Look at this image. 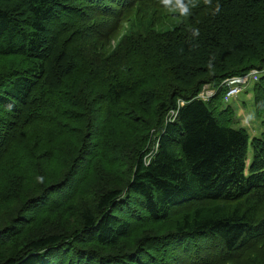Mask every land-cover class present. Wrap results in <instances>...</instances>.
Instances as JSON below:
<instances>
[{
	"label": "trees",
	"instance_id": "trees-1",
	"mask_svg": "<svg viewBox=\"0 0 264 264\" xmlns=\"http://www.w3.org/2000/svg\"><path fill=\"white\" fill-rule=\"evenodd\" d=\"M192 1L139 0L151 22L106 48L105 0H0V65L19 63L0 75V264H215L264 239V137L199 98L264 68V0ZM71 6L88 18L61 29Z\"/></svg>",
	"mask_w": 264,
	"mask_h": 264
},
{
	"label": "rangeland",
	"instance_id": "rangeland-1",
	"mask_svg": "<svg viewBox=\"0 0 264 264\" xmlns=\"http://www.w3.org/2000/svg\"><path fill=\"white\" fill-rule=\"evenodd\" d=\"M107 4H109L111 7H106V9L111 10V14L108 15L107 11H102V9H98L97 6H95V11L92 15V23L90 24V28L88 29L89 32H93L98 36L99 34H102L101 39L103 42L101 45L106 46L108 45L109 41L111 43L106 46V48H109L111 45H116L120 35L124 32L126 29V24L131 21L132 19H139L147 22H151V13L152 9H149L145 11L140 8L138 2L139 0H124L126 3V7L123 9V7L120 5H114L111 4L110 0H105ZM116 1V0H113ZM112 1V2H113ZM166 3V2H165ZM177 4H183L184 7L188 5V3L192 4L194 1L192 0H176ZM164 5V4H163ZM162 5V6H163ZM133 10V13L128 17L124 19L125 22L120 24L118 23V19L123 17L126 13L131 12ZM66 11V22L63 23L61 19L55 20L54 24L58 25L61 29H64L68 24L78 22L83 20L84 18H88V13L84 11V9H81L78 6H71L67 7L65 9ZM118 12L121 13L120 16H118ZM161 13L157 14V20L160 19ZM118 38V39H117ZM62 50V49H61ZM63 51V50H62ZM16 60V61H15ZM11 59L10 58H4L2 59V65H0V75L5 72V70L11 68L12 66H16L18 63L17 59ZM242 76H249V81L246 83V85H240L236 88H241V93L238 94L235 97L230 98L229 91L230 87L228 86L227 80L232 79L233 77H230L226 79L222 85L215 87L206 85L202 92L200 93V96L205 102H213L216 103V100H218V107L222 113L227 114H233L234 116V122L235 125L245 128L248 134L250 135V140L254 139L255 137H264V107L263 111L259 112L258 108H256L255 105V99H256V93L257 91L261 92V90H264V68L261 69H253L250 72L242 75ZM237 77V76H234ZM223 89L227 90V93L221 94V91ZM179 103H182V101H179ZM257 109V110H256ZM261 113V114H259ZM171 120V111L165 116V124ZM120 130L114 129L112 126L108 125H102L99 124V127L96 129V137H103V136H109L111 140L113 139L114 135L119 133ZM154 134V130L151 132V137ZM253 158V150L250 147L248 150V162L251 161ZM106 169L108 168V164L105 162L103 163ZM110 172L116 175L117 178H120L123 174L119 170H113L109 169ZM102 172L93 170L92 177H89L88 180L90 183H97V180H95L93 177L98 178L99 180H103V176L101 175ZM90 175V176H91ZM83 181H80L82 183ZM127 208V207H125ZM124 208V209H125ZM264 212V210H263ZM202 254L201 253H195L190 255L189 252H185L182 259H178V264H194L193 261L197 259H201ZM264 259V239L259 242H253L249 247L246 249L240 251V254L237 256H226V261L217 260L215 264H252L253 262L255 264H260V261ZM169 260V257L168 259Z\"/></svg>",
	"mask_w": 264,
	"mask_h": 264
},
{
	"label": "built area",
	"instance_id": "built-area-1",
	"mask_svg": "<svg viewBox=\"0 0 264 264\" xmlns=\"http://www.w3.org/2000/svg\"><path fill=\"white\" fill-rule=\"evenodd\" d=\"M249 81V76H237V77H233L232 79H228L227 83L228 86L230 87V91H229V96L230 98L237 96L238 94H240L241 88H236L237 86H241V85H246V83ZM243 87V86H241ZM199 98L202 99V97L199 95ZM203 100V99H202ZM176 116L175 111H171V120Z\"/></svg>",
	"mask_w": 264,
	"mask_h": 264
}]
</instances>
